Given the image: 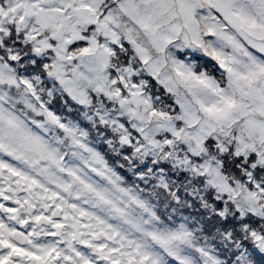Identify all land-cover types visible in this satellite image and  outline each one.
I'll return each mask as SVG.
<instances>
[{
    "label": "snow or ice",
    "instance_id": "snow-or-ice-1",
    "mask_svg": "<svg viewBox=\"0 0 264 264\" xmlns=\"http://www.w3.org/2000/svg\"><path fill=\"white\" fill-rule=\"evenodd\" d=\"M0 264H264V0H0Z\"/></svg>",
    "mask_w": 264,
    "mask_h": 264
},
{
    "label": "trees",
    "instance_id": "trees-1",
    "mask_svg": "<svg viewBox=\"0 0 264 264\" xmlns=\"http://www.w3.org/2000/svg\"><path fill=\"white\" fill-rule=\"evenodd\" d=\"M154 81H155V79H154ZM155 82H156V81H155ZM156 84H157V83H156ZM151 89H152V93H153V95H159V96H161V98H162L166 103L169 104V102H170V98L168 97V94L165 93L164 90H163V91H159V90H157V89H154L153 85H152ZM162 89H163V88H162Z\"/></svg>",
    "mask_w": 264,
    "mask_h": 264
},
{
    "label": "rangeland",
    "instance_id": "rangeland-1",
    "mask_svg": "<svg viewBox=\"0 0 264 264\" xmlns=\"http://www.w3.org/2000/svg\"><path fill=\"white\" fill-rule=\"evenodd\" d=\"M153 87H154V89H157V90H159V91H163L162 87L159 86V85H155V84H153ZM165 93H166V92H165ZM169 104H173V101H172L171 99H170ZM173 106H174V104H173Z\"/></svg>",
    "mask_w": 264,
    "mask_h": 264
}]
</instances>
